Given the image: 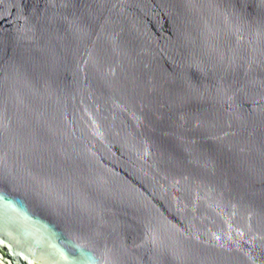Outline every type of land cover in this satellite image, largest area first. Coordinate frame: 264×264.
I'll return each instance as SVG.
<instances>
[{
    "label": "water",
    "instance_id": "water-1",
    "mask_svg": "<svg viewBox=\"0 0 264 264\" xmlns=\"http://www.w3.org/2000/svg\"><path fill=\"white\" fill-rule=\"evenodd\" d=\"M0 264H264V0H0Z\"/></svg>",
    "mask_w": 264,
    "mask_h": 264
}]
</instances>
